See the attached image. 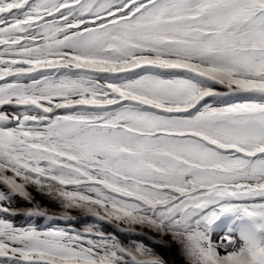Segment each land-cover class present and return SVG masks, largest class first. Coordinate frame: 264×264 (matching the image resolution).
<instances>
[{
    "label": "snow or ice",
    "instance_id": "obj_1",
    "mask_svg": "<svg viewBox=\"0 0 264 264\" xmlns=\"http://www.w3.org/2000/svg\"><path fill=\"white\" fill-rule=\"evenodd\" d=\"M0 264H264V0H0Z\"/></svg>",
    "mask_w": 264,
    "mask_h": 264
},
{
    "label": "bare ground",
    "instance_id": "obj_2",
    "mask_svg": "<svg viewBox=\"0 0 264 264\" xmlns=\"http://www.w3.org/2000/svg\"><path fill=\"white\" fill-rule=\"evenodd\" d=\"M33 195H34L35 200L39 203V205L41 206V209L44 212H50V213H53L54 215L50 219H45L41 215H33L29 217L19 216L16 218V221H15L18 225L27 223V224H34L38 226H48L50 222H55L56 224H58L57 226H61V227L68 226L69 224L73 228H79V229H82L83 227H88V226H97L104 231L114 233L118 236H121L122 238L125 235L123 228H119L115 224L104 223L103 221H97L92 216H88L84 214H75V215H72L70 218H65L60 215L62 208L58 202H56L53 199H49L46 196H42L39 193H34ZM16 206L20 208L30 207V205L24 201H18Z\"/></svg>",
    "mask_w": 264,
    "mask_h": 264
}]
</instances>
